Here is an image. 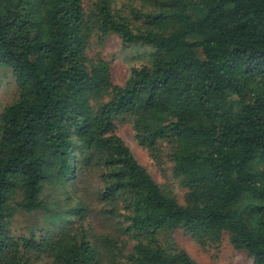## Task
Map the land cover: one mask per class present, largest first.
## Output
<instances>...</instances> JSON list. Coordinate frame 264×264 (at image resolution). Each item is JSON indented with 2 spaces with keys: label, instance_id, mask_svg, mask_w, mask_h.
Returning <instances> with one entry per match:
<instances>
[{
  "label": "trees",
  "instance_id": "obj_1",
  "mask_svg": "<svg viewBox=\"0 0 264 264\" xmlns=\"http://www.w3.org/2000/svg\"><path fill=\"white\" fill-rule=\"evenodd\" d=\"M109 34L149 50L122 84L88 55ZM4 79L0 264H201L177 229L264 264V0H0Z\"/></svg>",
  "mask_w": 264,
  "mask_h": 264
},
{
  "label": "rangeland",
  "instance_id": "obj_2",
  "mask_svg": "<svg viewBox=\"0 0 264 264\" xmlns=\"http://www.w3.org/2000/svg\"><path fill=\"white\" fill-rule=\"evenodd\" d=\"M148 53L149 50L144 46L123 47L120 38L115 34H109L101 42L94 40L91 42L88 50V55L90 57H95L98 54L109 62L111 79L115 84H122L124 82L131 67L145 63L148 59ZM5 81L7 82L4 84ZM4 82L0 89V107L14 98V89L10 85L12 83H10L8 79H4ZM116 131L129 146L138 161L149 170L151 175L161 183H170L177 200L182 202L184 188L180 185L178 179L172 176L171 162L164 160L161 168L154 165L147 153L137 144L129 124L118 122ZM42 222L43 218L41 213L36 215L22 213L16 216L13 228L24 233L27 226L32 223L40 225L39 223ZM40 226L47 227L48 225L45 224ZM174 237L178 245L185 249L195 261L201 264L253 263L252 258L249 257L245 251L234 249L231 246L227 235L222 237L220 243L216 247H201L181 229L174 231Z\"/></svg>",
  "mask_w": 264,
  "mask_h": 264
}]
</instances>
